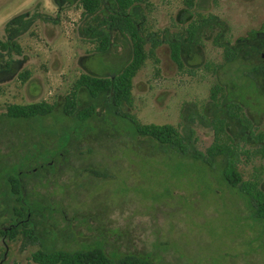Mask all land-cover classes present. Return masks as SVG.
I'll use <instances>...</instances> for the list:
<instances>
[{"label":"rangeland","instance_id":"1","mask_svg":"<svg viewBox=\"0 0 264 264\" xmlns=\"http://www.w3.org/2000/svg\"><path fill=\"white\" fill-rule=\"evenodd\" d=\"M59 3L0 0V42L14 17L22 15L23 22L15 38L20 53L11 51L0 62V133H10L0 134V150L11 149L16 135L47 140L51 147L38 152L44 160L56 140L61 146L77 135L62 153L69 161L60 170L33 165L23 171L22 202L37 238H0V264H38L31 259L38 248L96 243L107 253L146 255L152 264H264V221L252 218L245 197L222 178V155L212 166L191 155L221 144L234 152L241 180L264 191V0H146L130 8L143 32L160 42H146L130 100L119 110L141 124L174 126L184 155L163 152L100 106L87 123L60 112L5 121L8 105L60 104L81 74L109 77L130 59L122 33H112L105 53L85 37L84 28L103 12L83 15L78 2ZM171 42L179 44L180 65ZM225 47L234 50V60ZM78 101L80 108L89 98L79 94ZM12 159L0 158V166ZM14 198L0 177V227L11 221Z\"/></svg>","mask_w":264,"mask_h":264},{"label":"trees","instance_id":"2","mask_svg":"<svg viewBox=\"0 0 264 264\" xmlns=\"http://www.w3.org/2000/svg\"><path fill=\"white\" fill-rule=\"evenodd\" d=\"M56 3L65 0H54ZM68 2L76 1L82 8L83 15H93L98 11L103 12L96 24L87 25L83 33L86 38L96 44L95 48L99 53L108 51L112 44V33L119 32L124 34L131 44V56L129 61L122 66L119 72L109 76H95L90 74H81L74 82L72 91L64 98V100L55 105L45 101L30 104H11L7 106L3 113L5 121L17 122L28 119H43L54 113H61L66 117L77 122H89L92 118L98 116L97 107L105 108L109 113L119 115L125 118L131 125V132L134 135L147 136L157 144L165 153L174 151L184 155L187 148L183 142L182 136L178 130L170 124H141L131 114L120 112L119 107L124 102L130 100V89L132 86V78L137 70L142 66L146 57L144 46L146 42L156 45L160 42L152 33L145 34L143 32L141 21L130 12V8L135 4L142 3L146 0H66ZM22 15L14 17L5 27L7 38L0 42V62L4 55H10L11 51L20 53V46L15 38L21 32L23 25L20 19ZM35 17L32 14L26 22ZM171 54L173 59L180 65V48L177 42H171ZM5 52V54H2ZM225 55L228 60H234L235 52L231 47H225ZM5 63L8 60L4 61ZM262 81L264 84V63H260ZM22 76V75H21ZM23 78L25 76H22ZM215 88L211 90V99H216ZM84 94L89 98V102L78 108V95ZM0 133L1 135H10L9 131ZM2 131V130H0ZM80 135V134H78ZM77 136V135H72ZM65 143L59 146L56 140V149L41 160L39 151L47 149L50 144L46 141H30L27 139L20 141L16 135V142L11 149L0 150V158L12 156L13 159L7 164H1L0 177L4 179L8 186L10 195L14 196L17 205H12L11 221L5 227H0V238L13 239L18 235L30 239L37 238L35 236L33 226L30 224L29 207L22 202V173L36 168L44 169L56 166L58 170L62 167L60 163L68 162L69 159H63L62 153L68 154L72 149L71 137ZM263 136V135H262ZM53 146V148H54ZM14 151V155L5 154V152ZM73 151V150H72ZM59 152V153H58ZM74 152V151H73ZM60 155V157H59ZM169 155V154H167ZM196 160H200L207 165L214 163V159L218 155H222L223 168L221 176L224 181L231 187H235L246 199L252 213L253 219L264 221V191L257 188L256 182H248L241 180L240 174L236 171L234 152L229 148L214 144L206 149L205 153L196 152L191 154ZM64 157V156H63ZM61 158V159H60ZM35 165V167L33 166ZM105 175V173H103ZM31 259L38 264H152L146 255H138L134 253L115 254L107 253L100 243H96L89 247L76 249H44L38 248L31 254Z\"/></svg>","mask_w":264,"mask_h":264},{"label":"water","instance_id":"3","mask_svg":"<svg viewBox=\"0 0 264 264\" xmlns=\"http://www.w3.org/2000/svg\"><path fill=\"white\" fill-rule=\"evenodd\" d=\"M259 60L264 61V52H263V53H260V55H259Z\"/></svg>","mask_w":264,"mask_h":264}]
</instances>
